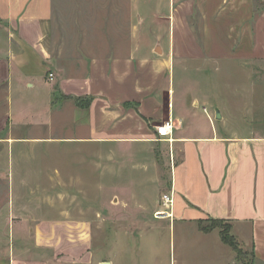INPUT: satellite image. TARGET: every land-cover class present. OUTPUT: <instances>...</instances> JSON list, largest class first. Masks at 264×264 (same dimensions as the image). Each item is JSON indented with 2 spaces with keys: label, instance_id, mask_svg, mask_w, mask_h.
<instances>
[{
  "label": "crops",
  "instance_id": "obj_1",
  "mask_svg": "<svg viewBox=\"0 0 264 264\" xmlns=\"http://www.w3.org/2000/svg\"><path fill=\"white\" fill-rule=\"evenodd\" d=\"M100 2L98 14H87L94 23L77 32L57 29L53 0H0V152L18 161V176L12 170L6 180L11 239L0 264H91V221L77 211L106 197L119 160L157 182L158 157L176 199L173 223L137 235L155 246L150 264H172V249L177 264H240L218 230L201 229L204 218L228 222L264 264V124H253L264 116V4ZM221 67L242 70L250 96L231 102L198 83L186 92V77L175 84V68L203 71L212 84ZM169 118L172 134L159 138L154 126Z\"/></svg>",
  "mask_w": 264,
  "mask_h": 264
},
{
  "label": "rangeland",
  "instance_id": "obj_2",
  "mask_svg": "<svg viewBox=\"0 0 264 264\" xmlns=\"http://www.w3.org/2000/svg\"><path fill=\"white\" fill-rule=\"evenodd\" d=\"M100 1L101 0H53L55 12L57 16L60 17L59 27L57 29L62 31L63 26L69 24L73 26V29L77 32L83 31L84 26L89 25L90 22L94 23V16L91 15L92 19L90 20L87 14L90 11L92 12L91 14H98L100 11ZM119 1L122 2L123 0ZM111 2H113V0H111ZM257 2L264 4V0H257ZM98 23L99 21L93 24V26L98 25ZM183 73V71L175 68V84L177 85L178 82L181 81V78L186 77L188 79V84L183 86L186 92L195 90L198 83L199 86L197 87H201V89L205 88L210 91L214 99L228 98V100L230 99V101L233 102L237 95H242L243 98L244 96L246 98L250 96L249 92L251 89L248 91V79L246 74L240 69L234 70V68H232V70L228 71L221 67L220 72L211 73L214 79V83L212 84L205 78L204 75L207 73L203 71L200 72L196 69H190L187 73H184L187 76H183ZM210 109L208 108L207 110L210 112L215 110L214 107L212 110ZM259 112L260 117H258L257 120L260 119V122L258 120L257 123L254 122L253 124H264L263 113L261 111ZM212 118L214 119V115H212ZM234 120L235 122L239 121L238 118ZM235 122L232 123V125H236ZM253 127L256 131L259 126L256 125ZM14 154L16 156L17 153ZM178 155L179 152L177 148H175L173 157L176 162L179 159ZM151 160H153L152 157ZM15 161L18 163L16 157H14V160H9L5 151L0 152V252L4 251V242L11 239L8 205L10 202L8 196L10 184L6 180H11L12 170L14 174L18 176V167ZM131 163V161L126 163L123 162V167L121 168V162L119 160V175L116 177L108 175L107 177L108 192L106 197L93 198L90 201V207H88L87 203L82 204L85 213L79 214L78 211L76 213L77 219L86 218L88 221H91V236L93 240L92 246L89 249L92 255L91 264H100L111 258L119 261V264H130L131 260L128 257L131 255L134 256L135 254L138 257L139 264L140 262L142 264H150L154 254L152 253V249L155 246L148 245L146 242L141 244L140 241L142 237L137 235L141 233V229L153 227L158 224L164 225L169 222L173 223L172 217L156 218L153 216L154 210L161 207V195L170 188L169 170L168 166L164 165L163 157L157 158L160 176L158 181L154 183H146L144 181L146 179L145 174L148 173L143 172L141 169H136ZM24 167L23 165V168ZM80 167V165L76 167L77 177L79 173H81L82 177L84 176L82 172L85 171ZM116 179L119 190L121 189L120 191L117 190ZM127 181L133 184V188H130ZM103 183H105V181H103ZM134 187L137 188L134 189ZM77 201L82 202L85 200ZM225 222L226 221L221 223L212 222L210 218L201 220L203 225L209 227L215 226L212 228H215L216 231L219 228L218 226L224 227L226 225ZM164 237H166V234L163 232L160 234L158 241L161 242ZM134 238L135 240H133ZM151 243H157V241L153 240ZM142 245L148 246L141 249ZM170 254L172 255V264H177V249L174 251L172 249ZM236 255L237 261L240 262V264H255L249 247H241L238 244Z\"/></svg>",
  "mask_w": 264,
  "mask_h": 264
},
{
  "label": "built area",
  "instance_id": "obj_3",
  "mask_svg": "<svg viewBox=\"0 0 264 264\" xmlns=\"http://www.w3.org/2000/svg\"><path fill=\"white\" fill-rule=\"evenodd\" d=\"M49 77L52 74L49 73ZM206 112V108H203ZM155 132L159 138H170L172 134L174 123L172 119H167L154 126ZM176 192L172 186L161 195V207L153 212V216L156 218L168 217L171 218L173 215V208L175 206Z\"/></svg>",
  "mask_w": 264,
  "mask_h": 264
},
{
  "label": "trees",
  "instance_id": "obj_4",
  "mask_svg": "<svg viewBox=\"0 0 264 264\" xmlns=\"http://www.w3.org/2000/svg\"><path fill=\"white\" fill-rule=\"evenodd\" d=\"M75 101L78 103V104H81V100H79V98H75ZM88 103V100L85 102V104ZM84 104V105H85ZM212 222H224L225 220L223 219H215V218H210ZM201 223V221H200ZM226 225L224 227L222 226H218V231H219V235L222 239V241H224L225 243H227L229 246H231L233 249H235V251L237 252V247H238V242L236 241L235 237L233 236V234L231 233L230 231V225L228 222H225ZM212 227H215V226H212ZM212 227H209L207 225H203L201 223V229L204 230V231H207V230H210V229H213Z\"/></svg>",
  "mask_w": 264,
  "mask_h": 264
},
{
  "label": "water",
  "instance_id": "obj_5",
  "mask_svg": "<svg viewBox=\"0 0 264 264\" xmlns=\"http://www.w3.org/2000/svg\"><path fill=\"white\" fill-rule=\"evenodd\" d=\"M220 117H221V115H220L219 110L218 109H215V118L216 119H219ZM100 264H110V262L109 261H103Z\"/></svg>",
  "mask_w": 264,
  "mask_h": 264
}]
</instances>
